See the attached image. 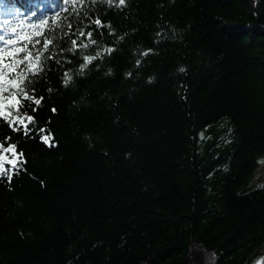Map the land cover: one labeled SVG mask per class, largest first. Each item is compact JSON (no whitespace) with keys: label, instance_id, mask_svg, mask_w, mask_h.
Instances as JSON below:
<instances>
[{"label":"trees","instance_id":"1","mask_svg":"<svg viewBox=\"0 0 264 264\" xmlns=\"http://www.w3.org/2000/svg\"><path fill=\"white\" fill-rule=\"evenodd\" d=\"M42 19L0 264H264V0H0L6 39Z\"/></svg>","mask_w":264,"mask_h":264},{"label":"snow or ice","instance_id":"2","mask_svg":"<svg viewBox=\"0 0 264 264\" xmlns=\"http://www.w3.org/2000/svg\"><path fill=\"white\" fill-rule=\"evenodd\" d=\"M64 2L75 5L76 0H64ZM94 2L95 0H93ZM102 2L106 3L109 7L123 8L126 5V0H102ZM81 3H83V0H81ZM91 23L97 29L111 28V25L102 23L99 18L92 20ZM44 26H47L46 30L48 32L54 31L50 22L42 19L39 26L32 25L34 29H37L34 33H17L16 29L13 28L12 33L14 34V38L6 39L5 36L0 35V121L5 122L13 132L21 133L23 136L29 138H31L30 133L33 131L29 125H34L35 120L32 115H21L19 108L22 101H31L32 104L36 105L35 108H32V111L36 112L43 99V97L36 98L34 94H29L26 91L27 84H25V81L30 83V77L38 76L43 71V61L41 58L49 51V46L53 43L52 39L43 36V33L39 31V28ZM56 26L60 27V24L57 23ZM71 27L72 25L69 23L68 28L71 29ZM77 35L84 36L85 33L83 30H78ZM86 35L92 44L96 43L95 40L91 39V31L87 32ZM42 36V47L36 49L34 53L33 49L36 48V45L41 44L39 37ZM71 43L75 46L76 40H72ZM82 46L86 48L88 44H83ZM69 50L74 51V48ZM104 51L110 54L113 49L108 48ZM144 55H148V53L145 52ZM100 56L101 53H97L95 56H85V63L81 65V71ZM51 58L52 56L45 57V59ZM179 71L183 72L184 69L180 68ZM65 77L64 83L67 84L72 77L67 73H65ZM46 131V129L40 128L38 138L43 143L48 144L49 147H52V136L50 133L45 134ZM11 139V137L6 136L3 138V141H0V180L6 178L8 182L12 181L13 175L19 174L25 163L23 151H17L16 143H8Z\"/></svg>","mask_w":264,"mask_h":264},{"label":"rangeland","instance_id":"3","mask_svg":"<svg viewBox=\"0 0 264 264\" xmlns=\"http://www.w3.org/2000/svg\"><path fill=\"white\" fill-rule=\"evenodd\" d=\"M258 177H264V159L260 162L259 164V169H258V173H257V178H255V182L258 183L260 181V179H258Z\"/></svg>","mask_w":264,"mask_h":264}]
</instances>
